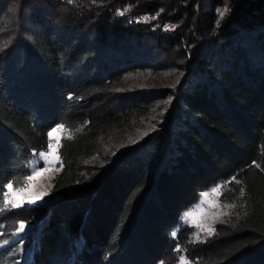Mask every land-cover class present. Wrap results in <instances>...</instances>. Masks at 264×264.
<instances>
[{"label":"trees","instance_id":"obj_1","mask_svg":"<svg viewBox=\"0 0 264 264\" xmlns=\"http://www.w3.org/2000/svg\"><path fill=\"white\" fill-rule=\"evenodd\" d=\"M168 98L110 159L103 139ZM59 123L63 167L45 204L0 212V264H264V0H0V192ZM220 183L243 209L197 241L182 215Z\"/></svg>","mask_w":264,"mask_h":264},{"label":"rangeland","instance_id":"obj_2","mask_svg":"<svg viewBox=\"0 0 264 264\" xmlns=\"http://www.w3.org/2000/svg\"><path fill=\"white\" fill-rule=\"evenodd\" d=\"M133 21L144 22V19L134 18ZM178 77H179V71L177 72V74L175 73V74L159 77L151 81V85L153 87L168 88V87L173 86V84L177 82ZM170 99L171 98H168L162 102H158V104L152 110V112L147 117L145 118L143 117L141 121L137 123L136 122L132 123L126 128L115 130L109 133L103 139V145L105 147V152H107L109 157H111L110 159H114L115 157H117V155L120 152L130 149L131 147L141 143V141L146 139L149 135H152L156 133L157 131H159L160 127L158 126V123L162 121L161 117H163V114H164L165 103L170 101ZM144 133H147V135H144ZM40 166L41 167L43 166L42 161L40 162ZM55 167L59 169V164H56ZM59 171L45 174V176L40 180L39 185L37 186V191H43L47 189L49 194L44 196L40 200H36L34 203H26L23 208H26L27 206L29 207L32 205L42 206L43 204H45L46 199H49L50 191L53 187L54 179L56 178ZM218 185H226V187H223L221 189V192L218 195L210 194L208 197V202L202 205L203 210H204L203 214L198 215L196 217L198 221L207 223V222H211L210 218L212 217L214 213H220L221 215L219 219L212 222V226L214 229L217 224L227 221L232 216L236 215L237 213H240L243 209V206L241 205L239 201L228 202L224 199V192L227 191L226 189L229 186L228 183H220ZM211 189L205 192H210ZM201 199L202 197L200 195L198 202L194 204L193 206L198 205ZM228 204H235V208L229 209L226 207H222L223 205H228ZM193 206H191L187 211H189L190 209H193ZM187 211H185L182 215L181 225L184 227H191L194 230L195 240L197 241L204 240L214 234L213 233L212 235L209 236L205 232H200L195 224L191 222H186L183 219V217ZM26 225L27 227H26L25 232L20 234L19 236H15L14 237L15 240L20 239L21 237H24V235H29L30 233H33L34 231L37 230L39 226H41V223L35 222L33 219L31 223H26ZM197 234L199 235V239H196ZM21 254L23 255V260H25L27 259L28 256H30V250L21 248Z\"/></svg>","mask_w":264,"mask_h":264},{"label":"snow or ice","instance_id":"obj_3","mask_svg":"<svg viewBox=\"0 0 264 264\" xmlns=\"http://www.w3.org/2000/svg\"><path fill=\"white\" fill-rule=\"evenodd\" d=\"M71 2V0H69ZM127 11V9H125ZM228 11L227 8L224 10H219V15L221 18ZM121 15L124 13L121 12ZM154 18V17H153ZM148 18H145L147 20ZM71 99V97H69ZM81 128H77L75 131H81ZM147 135V133H144ZM48 142L46 145V150L39 151L38 153H33L34 161L30 162L31 170L28 174L23 177L14 178V180L9 181L4 185V191L0 192V212L11 211L13 209L23 208L26 203H34L36 200L42 199L44 196L48 195L47 189L43 191H37V186L39 185L40 180L45 176V174L59 171L55 166L60 164L61 168L63 167V162L60 155V149L63 146L61 143L62 138L72 139L73 133L68 131L63 123L57 124L55 127L51 128L47 132ZM43 162V166H40V162ZM234 179V178H233ZM240 183V181H237ZM15 185V186H14ZM50 187V185H49ZM226 187V185H217L214 186L210 192L201 193V201L198 205L193 206V209H190L184 214L183 219L186 222H191L196 225L200 232H205L207 235H212L215 229L212 226V222L216 221L220 217V213H214L210 218L211 222H200L196 219L198 215L203 214L202 205L208 202L209 195H218L221 192V189ZM245 194V189L241 187L240 196L243 197ZM229 209L235 208V204L223 205ZM26 223L20 221L15 225V230L12 233L14 236H19L24 233L26 230ZM0 235H3V232H0ZM177 232L173 231L171 233L172 237H176ZM196 239H199V235H196ZM8 240L0 241V247L7 244ZM179 251V249H177ZM7 264V261L4 262ZM18 264V262H16ZM180 264H190V262L184 257H180Z\"/></svg>","mask_w":264,"mask_h":264}]
</instances>
